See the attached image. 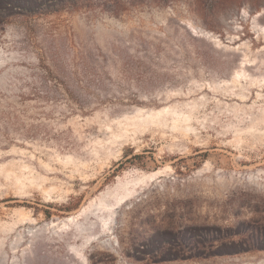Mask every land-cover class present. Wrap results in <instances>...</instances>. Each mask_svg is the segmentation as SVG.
I'll list each match as a JSON object with an SVG mask.
<instances>
[{"label": "rangeland", "instance_id": "374dc122", "mask_svg": "<svg viewBox=\"0 0 264 264\" xmlns=\"http://www.w3.org/2000/svg\"><path fill=\"white\" fill-rule=\"evenodd\" d=\"M0 264H264V0H0Z\"/></svg>", "mask_w": 264, "mask_h": 264}, {"label": "bare ground", "instance_id": "6f19581e", "mask_svg": "<svg viewBox=\"0 0 264 264\" xmlns=\"http://www.w3.org/2000/svg\"><path fill=\"white\" fill-rule=\"evenodd\" d=\"M151 117V116H150ZM64 224L63 225H65V226H70V225H76V223H75V217H69L65 222H63ZM78 254V256L80 257V258H82L83 259V263H85V257L83 256V254L82 253H77Z\"/></svg>", "mask_w": 264, "mask_h": 264}, {"label": "trees", "instance_id": "16d2710c", "mask_svg": "<svg viewBox=\"0 0 264 264\" xmlns=\"http://www.w3.org/2000/svg\"><path fill=\"white\" fill-rule=\"evenodd\" d=\"M45 1H49V0H45Z\"/></svg>", "mask_w": 264, "mask_h": 264}]
</instances>
